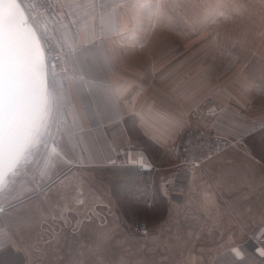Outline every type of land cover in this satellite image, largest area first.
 <instances>
[{"label": "crops", "instance_id": "0c3cea01", "mask_svg": "<svg viewBox=\"0 0 264 264\" xmlns=\"http://www.w3.org/2000/svg\"><path fill=\"white\" fill-rule=\"evenodd\" d=\"M81 2L89 6L64 7L69 0H54L55 12L46 18L66 50L69 68L66 76L55 71L56 112L70 125V138L77 139L83 178L91 180V166L97 199L117 203L124 197L125 203L147 205L145 214L160 222L181 219L196 240L191 264H264L257 251H264V128L254 126L264 122V35L221 37L219 59L229 62H222L219 75L225 78L201 100L191 90L181 96L180 85L164 84L160 53L136 50L135 44L145 42L132 34L143 0ZM209 40L195 36L192 43ZM205 72L207 84L212 67ZM192 118L227 135L246 136L203 168L178 170L182 133ZM137 148L157 166L154 170L125 161V152ZM186 202H194L195 217L180 215ZM3 219L0 239L8 243L0 248V264L29 263ZM233 248L243 251V260L236 259Z\"/></svg>", "mask_w": 264, "mask_h": 264}, {"label": "rangeland", "instance_id": "374dc122", "mask_svg": "<svg viewBox=\"0 0 264 264\" xmlns=\"http://www.w3.org/2000/svg\"><path fill=\"white\" fill-rule=\"evenodd\" d=\"M143 1L132 34L145 42L135 44L136 50L160 53V76H165L164 84L180 85L181 96L191 90L204 100L211 85L219 84L222 62H229L219 59L222 36L264 35V27H259L264 23V0ZM28 16L41 33L33 14ZM195 36H207L212 43H192ZM209 67L212 78L205 84ZM57 112L46 142L26 155L0 190V209H5L0 218L26 249L27 264H191L196 240L181 219L160 222L145 214L144 204L125 203L124 197L117 203L97 199L91 166L86 167L91 180L83 178L77 139L70 138V125ZM189 203L181 205L180 215L195 217L194 202ZM224 212L231 214L226 206ZM141 223L148 225L147 231L141 230Z\"/></svg>", "mask_w": 264, "mask_h": 264}, {"label": "snow or ice", "instance_id": "6c2138e0", "mask_svg": "<svg viewBox=\"0 0 264 264\" xmlns=\"http://www.w3.org/2000/svg\"><path fill=\"white\" fill-rule=\"evenodd\" d=\"M63 6L78 9L89 5L69 0ZM54 81V65L49 73L40 38L28 25L20 3L0 0V190L26 155L46 142L60 99ZM260 235L264 236V230ZM7 243L0 239V248ZM230 251L243 260L241 249ZM257 251L264 256V251Z\"/></svg>", "mask_w": 264, "mask_h": 264}, {"label": "built area", "instance_id": "2783aa9c", "mask_svg": "<svg viewBox=\"0 0 264 264\" xmlns=\"http://www.w3.org/2000/svg\"><path fill=\"white\" fill-rule=\"evenodd\" d=\"M22 5L29 23V12L34 16L39 26L41 33L34 26L40 38L44 49L45 61L48 72L51 70L67 75L69 72L66 50L63 48L60 39L54 33L52 22L47 20V14L53 15L55 12L54 0H18ZM35 12V13H34ZM37 13V15H36ZM40 19L42 24L37 20ZM256 129L264 127V123L256 121L254 123ZM246 134L241 136H230L211 126L206 122L191 123L183 133L179 147V155L174 167L178 170L190 171L196 168H202L204 163L216 155L222 153L230 147L239 146L243 143ZM125 161L137 165L142 170L152 171L157 166L151 161L146 152L142 148L132 149L125 152ZM4 208L0 210V214L4 212ZM142 231L148 230L146 223H141Z\"/></svg>", "mask_w": 264, "mask_h": 264}, {"label": "water", "instance_id": "95a60500", "mask_svg": "<svg viewBox=\"0 0 264 264\" xmlns=\"http://www.w3.org/2000/svg\"><path fill=\"white\" fill-rule=\"evenodd\" d=\"M18 2H19V1H18ZM19 3H20V2H19ZM20 5H21V4H20ZM21 9H22V12H23L24 17L27 19V15H26V13H25V11H24L22 5H21ZM27 21H28V20H27ZM28 25L34 28V26H33L31 23H29V22H28ZM37 35H38V34H37ZM41 46H42V44H41ZM42 49H43V47H42ZM43 51H44V49H43ZM44 57H45V54H44ZM45 66H46V61H45ZM46 69H47V66H46ZM47 71H48V70H47ZM9 174H10V173H9ZM9 174H8V175H9ZM8 175L6 176V178L8 177ZM6 178H5V179H6Z\"/></svg>", "mask_w": 264, "mask_h": 264}, {"label": "flooded vegetation", "instance_id": "af4514ba", "mask_svg": "<svg viewBox=\"0 0 264 264\" xmlns=\"http://www.w3.org/2000/svg\"><path fill=\"white\" fill-rule=\"evenodd\" d=\"M95 213H96V212H92L93 215H95ZM96 215H97V214H96ZM96 215H95V216H96Z\"/></svg>", "mask_w": 264, "mask_h": 264}]
</instances>
